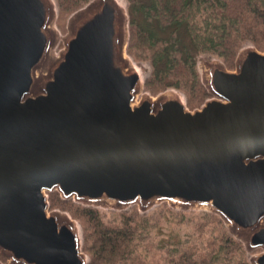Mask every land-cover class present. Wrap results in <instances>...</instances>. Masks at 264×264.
Masks as SVG:
<instances>
[{
    "label": "water",
    "instance_id": "water-1",
    "mask_svg": "<svg viewBox=\"0 0 264 264\" xmlns=\"http://www.w3.org/2000/svg\"><path fill=\"white\" fill-rule=\"evenodd\" d=\"M57 15L55 0H0V261L88 264L75 220L49 210L57 190L209 210L264 264V50L245 45L234 69L202 60L212 97L191 109L143 90L120 0L73 13L55 54Z\"/></svg>",
    "mask_w": 264,
    "mask_h": 264
},
{
    "label": "trees",
    "instance_id": "trees-1",
    "mask_svg": "<svg viewBox=\"0 0 264 264\" xmlns=\"http://www.w3.org/2000/svg\"><path fill=\"white\" fill-rule=\"evenodd\" d=\"M57 1L60 12L69 14L90 0ZM128 3V53L152 64L145 87L155 93L179 89L191 108L210 97L197 69L200 55L214 54L224 62H232L247 42L264 48V0H128ZM85 208L82 248L90 257L89 264H148L136 250L135 241L140 237L142 224L136 210L120 212L118 221L108 222L99 209ZM219 229V236L208 241V252L200 254L202 261L248 264L243 258L242 243L224 226ZM195 247L188 246L180 254H173L168 263L195 264ZM190 248L192 252L188 251Z\"/></svg>",
    "mask_w": 264,
    "mask_h": 264
},
{
    "label": "rangeland",
    "instance_id": "rangeland-1",
    "mask_svg": "<svg viewBox=\"0 0 264 264\" xmlns=\"http://www.w3.org/2000/svg\"><path fill=\"white\" fill-rule=\"evenodd\" d=\"M91 1L92 0H90L80 8L84 7ZM120 1L122 2L124 8L127 9L129 15L128 0H120ZM55 2L57 5L58 15L57 18L55 19L54 25L59 34V44L54 49V53L57 54L58 51L63 47L62 38L67 32L68 20L72 16V14L75 13L80 8L74 10L69 14H65L60 12L58 1L55 0ZM129 21H130V17H129ZM129 36L130 33L128 26V44H129ZM128 44L126 48L127 54L131 58L134 66L137 68L142 80L144 81L143 90L149 92L152 95H157L165 91H174L179 93L187 104L186 95L184 94V92H182L179 89L167 88L166 90L155 93L145 87L146 80L150 77L152 70L151 61L146 59L134 58L130 53H128ZM245 45H253V44L247 42ZM260 50H264V48ZM211 57L220 59L229 69H234L235 67L236 58L232 60V62L225 61L227 63L226 64L222 58L214 54L205 53L200 55L198 58L197 69L200 74L201 83L204 86L205 84L203 83L202 80V74L200 68L203 62L202 60ZM211 97L212 95L210 94V97L208 98ZM202 104L196 107H200ZM187 106L189 108L193 107V106L190 107L188 104ZM47 196L49 201V210L56 209L59 210L61 213H67L72 219L75 220L80 232L82 247H83V239H84V225L86 226V222H85L86 218L84 219L82 214L85 213V209H86L85 207H94L99 209L102 217L108 222L118 221V219L120 218V212H131L136 210L139 214V217H141V223H142L140 237L135 241L136 250L141 256H143L146 259L148 264H169L168 259L171 256H173V254L175 255L180 254L188 246L192 247L194 245L197 247V248L196 247L193 248L195 251V255L193 256V260H195L196 262L195 264H205L202 261L203 258H200V254H204L208 252V247H207L208 241L210 239H213L212 237L219 236L218 235L220 230L219 228L224 226L228 231L223 220L216 213L210 212L209 210L206 209H199V208L185 209L181 207H173L167 201L161 202L159 204H155L145 212H141L137 204L131 205L128 208L122 210L85 205L79 201H75L73 198H68V199L63 198L57 190H53L50 192L48 191ZM210 214H213L215 216H210ZM214 218H216V220L218 219L221 220L222 223L220 224L216 223ZM228 233L242 243L244 250L243 258L246 259L248 264H251L250 259L251 256L254 254V252L247 251L242 240L236 238L229 231ZM188 251L192 252V249L190 248ZM87 256H88V261H90V257L88 254ZM190 259L192 260V255L190 256ZM0 263L3 264L1 261Z\"/></svg>",
    "mask_w": 264,
    "mask_h": 264
}]
</instances>
